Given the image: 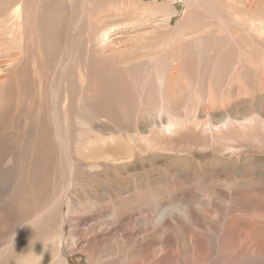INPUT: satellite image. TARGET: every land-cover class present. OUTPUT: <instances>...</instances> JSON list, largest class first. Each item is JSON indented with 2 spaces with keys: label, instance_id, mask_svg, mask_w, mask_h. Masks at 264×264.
Returning a JSON list of instances; mask_svg holds the SVG:
<instances>
[{
  "label": "rangeland",
  "instance_id": "rangeland-1",
  "mask_svg": "<svg viewBox=\"0 0 264 264\" xmlns=\"http://www.w3.org/2000/svg\"><path fill=\"white\" fill-rule=\"evenodd\" d=\"M13 1L0 0V8L7 3L13 6ZM20 1L22 11H28H24L20 26L21 23L24 25L25 32L29 29L30 43L36 58H39L38 47H42L43 43L49 44L51 58L43 67H48V73L53 74L56 59L66 43L65 30L68 23L79 18L83 0ZM148 1L154 2V5L147 3ZM199 2L203 9L188 15L192 8L187 0H145L139 3L136 0H96L94 5L92 4V10L88 8V13L81 22L82 29L77 37L75 53L79 59L76 65L77 80L81 79L83 83L77 86L79 89L84 86L85 90L90 92V101L102 110L87 123L90 140L94 143L91 146L95 147L92 151L95 155L108 152L102 158H92L93 163L89 167L76 166L79 171L75 174L73 182L77 186V197L74 198L76 207L71 211V217L67 218V237L70 240L80 235L93 237V250H105L110 259H116L115 264H127L128 261L142 263L138 245L133 240L112 237L114 227L120 223L127 229L134 228L145 245H152L147 254H144L145 260L147 257L153 258L154 254L158 255L163 242L164 248H175L177 244L184 247L186 252L181 255L178 250L177 256H182L187 264H205L207 261L215 264L220 253L229 255V259H238L241 264H264L262 256V259L250 257L256 248L264 249V33L261 29H264V0ZM154 6L156 13L145 11ZM122 7L126 10V15L120 13L119 9ZM164 11L168 13L165 14ZM141 12L143 16L140 15ZM45 17L52 20V25L45 21ZM163 17L169 20L167 25L173 26L171 31L166 32L165 37V27L161 20ZM32 19L35 21L33 25ZM103 21L112 23L106 27H111L112 32H117L119 39L129 30L126 26H142L146 27L147 31V25L153 24L156 28L148 31L146 35L143 34L145 31H138L142 35L136 41L137 49L130 53L132 56L98 55L94 52L91 40L92 29L106 28H100ZM18 22L19 20L16 23ZM191 22L197 23L189 25ZM223 22L225 27L221 28ZM200 24H207L206 27L214 29L215 33L219 30L225 32V36L219 43L210 41L195 31L198 29L194 27L200 28L197 26ZM11 29L16 33L17 30L12 26L10 31ZM36 29H40V37ZM180 34H188L191 40L185 44L180 42ZM53 40H56L54 44ZM222 41H225L223 47L220 46ZM166 45L169 49L167 52ZM200 51L203 52L202 56L197 55ZM179 52L183 53L179 57L184 62L181 70L175 68ZM154 53L159 61L160 68L157 71L150 66V55ZM216 56L221 57L218 62L225 57L229 63L237 62L241 56L245 63L239 68L240 72L236 73L231 69L217 68ZM246 56H250L256 63H252ZM85 61L88 66L82 67ZM157 77L163 82H159ZM40 83L38 80L39 85ZM29 88L30 98V85ZM82 90L77 94L78 101ZM162 91L168 107L165 113L160 105L163 99ZM34 100L37 101V96ZM35 107L36 102L31 108L28 100V104L20 112L14 107L5 111V117L2 118V130H7H4V133H19L16 136L22 142V147L36 149H28L26 154H23L21 149H14L16 146L13 138L9 139L12 149H0V155L3 157L2 168L0 166V198L2 194L14 191L13 187L17 186L16 175H20L22 167L20 165L34 164L33 166L43 173H36L35 176L32 174L28 179L26 197H21L24 194L21 190L16 191L7 210H2L3 206L1 207V247L13 238L24 222L23 219L29 220L42 204L50 199L51 193L53 195L56 189V185H53L56 180L61 176L65 179L67 176V169L64 170L66 160H69L67 156L60 149H49L45 144L42 128L33 126ZM109 108L111 109L108 112ZM23 122L32 123V126L22 134L19 124ZM42 122L46 123L44 120ZM118 124L122 125L121 130ZM167 127H170L169 131L166 130ZM110 135L117 139H114L113 143L102 142ZM145 137L150 142L149 145ZM129 138L139 145L140 156L126 158L116 152L117 140L123 144ZM27 140L31 141L28 145ZM90 147L82 146L81 149ZM85 151L86 155L91 156L89 151ZM20 153L30 157L26 156L28 162H22ZM7 163L11 172L3 170L6 167L3 165ZM108 168L112 169L114 174H108ZM118 172H123L122 177ZM37 181L34 191L37 193L43 190L42 201L39 200L43 203L38 201L35 205L36 199L32 200V189ZM105 186L110 189L107 191L102 188ZM131 195L135 198L129 197ZM20 197L24 198L23 203L26 202L27 205L24 204L22 210L17 212L14 202L19 206ZM91 197L96 203L90 200ZM65 200L66 194L61 193L59 214H62L65 208ZM117 202H120L121 208ZM176 204L181 207H176ZM163 208H166V214L159 218ZM186 217H189V220H183ZM155 219L164 226V231L158 230L160 225H157L158 229H152ZM133 222L136 225H132ZM171 222L176 225L170 230L167 225ZM46 224L48 228H45L44 236L38 234L33 247L40 248L42 244L50 243V236L58 230L60 222L52 218ZM222 228L230 229L228 234L231 237L225 238L221 247L216 245L210 250L212 236L209 235L214 233L224 238L225 234L220 232ZM245 234L250 235L249 242H243ZM190 236L200 237L195 243L197 252L191 250L190 240L187 239ZM206 239L210 242L205 241ZM156 241L160 243L154 245ZM203 242L206 245L209 243L206 250H203L205 254L200 249ZM57 247L58 244L53 243L48 261H53ZM24 253L29 254L30 249L18 252L15 258H8L6 264H24L29 259V255H23ZM257 253L264 255V250ZM193 258L198 260L194 261ZM103 259L105 260V257ZM95 261V258L92 260L80 253L70 256L68 264H105L103 261ZM168 262L174 264L173 259L164 260L162 264Z\"/></svg>",
  "mask_w": 264,
  "mask_h": 264
},
{
  "label": "bare ground",
  "instance_id": "bare-ground-1",
  "mask_svg": "<svg viewBox=\"0 0 264 264\" xmlns=\"http://www.w3.org/2000/svg\"><path fill=\"white\" fill-rule=\"evenodd\" d=\"M19 1L20 0H14L13 6H12V4L8 5V3H7L6 5L4 4L5 5L4 7L0 8V149L6 150V149H12L13 148V147L11 148L9 145L11 143V142L9 143L10 138H13L14 145L16 146V147H14V149H16V150L21 149L23 154L24 153L26 154L28 149H36L35 147H29V148L22 147V142L20 141L19 137L16 136V135H19V133H16V132L11 133L10 132V133L6 134L7 130L4 129V130H6L5 133H4V130H2V128L4 126V122H2V118L5 117L4 116L6 114L5 111H8L9 109H12V108L14 109V107H15V108H18L19 112H20V110L24 109L26 104H28V100H29L31 108H33L35 106V102H36V107H35L36 117H35V120H34L35 122L33 123V126L35 128H38V129L42 128V130L44 132L43 135H45V144L48 146L49 149H50V147H52L53 149H60L65 154V156H67V158L69 160H66V167L64 169V170L67 169V176L65 177V179H62L63 178L62 176L60 177V179H57L55 177L57 179L56 180L57 182H56V184H53V185L54 186L56 185V189L54 190L53 195L51 193L50 199H48V201H46L44 204H42L43 202H41L43 190L41 192H37V193H35V191H34L35 188L37 187L38 181L36 182V186H34L32 189V193H33L32 200L36 199L35 205L39 200H41L39 202H41L42 206L40 203H38V204H40L41 208L38 209L35 212V214L33 213L34 215H32V217L29 220L23 219L24 222L18 228V230L14 234L13 238L9 242H7L4 247L1 244L2 247L0 246L1 247L0 248V264H6L8 261V258H10V257L15 258L17 256L18 252L20 253V251L22 252L23 250L26 251V249H28V248L30 249V253L29 254L24 253L23 255H25V254L29 255V257H28L29 259H27L28 261L24 262V264H68L70 256L80 254V253L87 255L92 260H94V258H95V260L97 262L103 261V262H105V264H115L116 259L114 257L112 259H110L109 258L110 255H108L105 250H99V249L93 250V248H92L93 237L88 238L84 235H80V236H74L71 240L67 237V234H68L67 218L71 217L70 213L73 210V208L76 207L75 203H74V198L77 197V193H76L77 192V186L75 185V183L73 184L74 179H75V174L77 172H79L76 170V166H81V165L83 166L84 165L86 167H89V165L91 163H93L92 158H102L108 152V151H105L106 153H104L102 155H100V154L95 155L94 151H92L93 149H95V147L91 146L94 143H93V141L90 140L89 128H88L87 123L91 117H97L96 115L99 114V111L102 112V110L100 108H98L97 105H95L92 101H90V98H89L90 92L88 90H85L86 88L84 86L81 87V89H79V86H77V84H81L83 82L80 81L81 79L77 80V74H76V68H77L76 65H77L78 54L75 53V49H76L77 37L79 36L80 31L82 29L81 28L82 27L81 22H82L84 16L87 15L88 8L90 7L92 10L93 5H94L93 2L95 3L96 0H83V4L80 7L81 8V10H80L81 14H80L79 18L77 17L78 19L68 23V28H66V30H65L66 43L64 44L63 49H61V53L58 55V58L56 59V66L54 67L55 70H54L53 74L48 73V71H47L48 67H46V68L43 67L45 65V63H47V61L48 62L50 61L49 58H51V56L49 57V55H50L49 54V49H50L49 44L46 45L43 43L42 47L41 46L38 47L39 58H36V56L34 55V53L32 51V46L30 43V37L28 34L29 29H27V31L25 32L26 28L24 27V25H22V23H21V26H20V21L23 19L25 9H23V11H22V9H21L22 1H20V2ZM41 1H43V0H41ZM136 1H137V3L145 2V0H142V1L136 0ZM154 1H158V0H154ZM147 3H151L152 5H154V2H151V1H148ZM187 3L192 8L191 11H189L187 13L188 15H191L195 12H198V10L203 9L199 0H198V2H197V0H187ZM140 4H144V3H140ZM49 5H50V3H49ZM132 7H134V6L132 5ZM48 8H50V7H48ZM30 10H31V8H30ZM94 10H95V8H94ZM119 10H120V13L122 15H126V10L124 9V7H122ZM145 11L150 12V14L156 13V6L151 7L150 9H146ZM25 12H28V11L26 10ZM164 13L167 14L168 12L164 11ZM140 15L143 16V12H141ZM48 16L49 15H47V17ZM52 16H53V12H52ZM96 16H98V15H96ZM206 16H209V15L206 14ZM3 17H5V18H3ZM47 17H45V21H47L49 24L52 25V23H51L52 20L47 18ZM33 18H35V16H33ZM11 20H12V22H10ZM18 20H19V22L16 23ZM96 20H97V22L95 20L94 21L97 23V26H98L99 25L98 24V18H96ZM161 20L164 23V27H165V30H164L165 34L163 35V37H165L166 32L171 31L173 29V26H169V24L168 25L166 24V22L169 21L168 19H164V17H163ZM34 22L35 21L33 20V22L31 24L33 25ZM229 22H231V21H229ZM195 23H197V22H191L189 25H192ZM17 24H19V26H17ZM101 24L102 25H100V28H101V26H104V27L109 26L112 23L103 21ZM234 24H235V21H234ZM11 26L14 28V30L15 29L17 30L16 33L12 29L10 31ZM88 26H91V25H88ZM197 26H199L200 28L194 27V28L198 29L195 31L199 35L207 37L210 41L215 40L217 43H219L221 41V39L225 36V32H222L219 30L218 33H215L214 29L207 28L206 27L207 24H204V25L200 24ZM147 27H148V29H147V31H145L146 27L145 28L142 26L137 27L134 25L133 26H126V29H129V30L126 31V33L123 35V37H121V39H119L117 37V32H112L111 27H106V28L97 29V30L95 29V27H93V29H92V35L93 36H92L91 40L93 42V47L95 49L94 52H97L98 55L100 53L103 55H119V56L128 55V56H132L130 53L134 52L137 49L136 41L142 35V33L138 32V31L139 30H142L143 32L145 31L143 34L146 35V34H148V31L154 30L156 28V26L153 24H149V25H147ZM224 27H225V25L223 22L221 28H224ZM166 28H167V30H166ZM261 29H262V32L264 33V29L263 28H261ZM39 30L40 29H36L38 36H39ZM185 35H187V37H185ZM89 38H90V36H89ZM15 40H17V41H15ZM178 40H180V42L185 44L186 42H189L191 40V38L188 34H180L178 36ZM202 40H204V39H202ZM55 41L56 40H53L52 44H54ZM224 43H225V41H222L221 42L222 45H220V46L223 47ZM226 46H227V44H226ZM42 49H43V52H42ZM167 51H169V49H168V46L166 45L165 52H167ZM182 54L183 53L179 52L178 58L176 57L178 62L175 63L177 65V67H175V68L177 70H181L184 66V64H183L184 62H182V60L179 58V57H181ZM197 55L202 56L203 52L200 51ZM237 55H239V54H237ZM155 56H156L155 53L150 55V66H151V68H154L155 71H157L160 67H158V65H159L158 57H155ZM241 56H240L239 60L237 62H234V63H229V60H226L225 57H222V60H220L221 62H218V60H219L218 58H221V57L216 56L215 58L217 60L215 61V63L217 64V68L231 69L232 71L238 73V72H240L239 68L242 66L243 63H245L243 57H241ZM246 57H248V59L251 60L250 56H246ZM31 58H33L32 61H31ZM107 58L109 59V57H107ZM251 62L254 64L256 63L255 60H251ZM169 63H170V61H169ZM201 63H204V62L201 61ZM262 64L264 65V61ZM249 65H251V63ZM83 66L84 67L88 66L86 61L84 62L82 67ZM162 68H164V67H162ZM32 71H33V73H31ZM38 80H40V82H41L40 85L38 84ZM157 80H158V77H157ZM158 81L163 82L162 79H159ZM164 81H165V79H164ZM29 85L31 86L30 98H29V92H30ZM82 88H83V90H82ZM81 90H82V93H81L80 99L78 101L77 94L80 93ZM162 94H163V99H162L160 105H162V108H164V109H162L163 110L162 112L165 113L166 111H168V107H167V104L165 102L166 97L164 96V91H162ZM159 95H160V93H159ZM35 96H37V101L34 100ZM110 109L111 108H109L108 112L110 111ZM42 120H44L47 124L43 123ZM9 121H11V120H9ZM118 125H119V129L121 130L122 125L121 124H118ZM31 126H32V123H29V122H23V123L19 124V127L22 130V134L24 132H26ZM129 126H130V124H129ZM214 128H216V127H214ZM16 130H18V129H16ZM166 130L169 131L170 127H167ZM125 137L126 138L128 137V133L125 134ZM114 139H117V138L115 136L113 137L112 135H110L107 139L104 138V140L102 142L113 143ZM16 140H18V142H20V144H17ZM145 141L148 145L150 144L147 137H145ZM30 142H31L30 140H27V145ZM206 142H208V141H206ZM82 146H84V147H90L91 146V147L89 149H81ZM116 147H117L116 152H118L119 154L125 155L126 158H132V157H136V155H139V156L141 155V149H139V145L136 144L135 140L130 139V138H129V140L124 141L123 144L117 140ZM85 150L89 151L91 153V156L86 155ZM35 151H32V152H35ZM39 151L40 150H38V152ZM76 152H77V155H76ZM16 153H18V152H16ZM21 154L22 153H20V155ZM36 154H38V153H36ZM26 156L24 155L21 157V159L23 160L22 162H28L27 158L29 156H27V158H26ZM125 156H124V158H125ZM15 159L16 158H14V160ZM2 161H3V157H1V155H0V166H1V168H2ZM85 161H87V162L84 163ZM17 162H19V161H17ZM8 164L9 163L3 165V167L6 166L3 168L4 172H11V167ZM26 164L20 165V166H22L21 170L19 171L20 175H18V174L16 175V173H15L16 179H17V181H16L17 186L13 187L14 191L6 192L5 195L2 194V197L0 198V209H2L1 207L3 206L2 210H5V211L7 210V207L10 206L8 204H10L9 202L12 200V198H14L13 196L15 195L16 191L21 190L24 193L21 195V197H23V195H24V197H26L25 194L27 192V188L29 187L28 179H30L32 174L35 176L36 173L38 175L43 173L39 168H37L36 166H33L34 164L30 165L28 163L29 166H27ZM14 167H15V165H14ZM15 168H17V167H15ZM13 172H14V170H13ZM106 172L108 174H114V171L110 168L106 169ZM122 173L123 172H118V175L120 177H122ZM39 179H40V177H39ZM41 179H43V178H41ZM35 180H37V179L35 178ZM43 180H45V178ZM9 182H11V181H9ZM53 182H55V181L53 180ZM50 183L52 184V182H50ZM51 184H50V187H51ZM0 185H2V184H0ZM38 186H39V184H38ZM81 186H83V185H81ZM48 188H49V186H48ZM102 188L106 189L107 191L110 189V187H108V186H105ZM40 190H41V188H40ZM50 190H52V189H50ZM21 191L19 193H21ZM49 193H50V191H49ZM61 193L66 194V200H65L66 205H65V208H64L62 214H59L58 206H59V203L61 200ZM16 194H17L16 196L19 197L18 193H16ZM87 196L90 197V195H87ZM21 197L18 198L19 202L21 203L19 206H16V204L14 202L15 209L17 212H19L21 207L24 206V204H26V202L23 203L24 198L21 199ZM44 197H46V196H44ZM129 197L135 198L133 195H131ZM202 199L204 200V197H202ZM90 200L93 203H96L95 199H92V197L90 198ZM4 202H5V205H4ZM119 203L120 202H117L116 204L120 205ZM201 203L203 204V201H201ZM17 204H19V203H17ZM11 205H12V203H11ZM35 205L33 204V206H35ZM176 205L175 206L178 208L181 207L180 204H176ZM120 208H121V205H120ZM31 209H28V210H31ZM195 211H197V210H195ZM23 214H25V213H23ZM164 214H166V208H163L161 210V213L159 214L158 217L161 218L164 216ZM52 218H54V220H59L60 225H59L58 230L50 236V243H47V244L44 243V244H42V246L40 248L33 247V245L36 242L37 235L39 234L38 236H40V234L42 235L44 233L45 228H48V224H46V223L47 222L49 223ZM185 219L189 220V217H186L183 220H185ZM137 222H138V220H136V223ZM136 223L133 222L131 224L136 225ZM212 223L214 226V222H212ZM212 223H210V224L212 225ZM7 224H9V222H7ZM157 225H160V229H158ZM173 225H176V224L171 222L167 225V228L171 230ZM7 228H9V227H7ZM152 229H158L159 231L160 230L164 231V226L158 222V219H155L154 224L152 226ZM13 230H14V228H13ZM229 230L230 229L226 230V228L221 229L220 232L222 234H225L224 238H222V236H220V235H215L214 233L213 234L211 233L209 235V236H212V237H210V239H212V243L209 245L210 250L213 247H215L216 245L221 247V244H223L225 238L229 239L231 237V235L228 234ZM4 232H5V230H4ZM112 234H113L112 237H121L125 240H133L138 245V253L140 255V261L143 264H162L164 262V260L171 261L172 259H173L174 264L175 263L187 264L186 261L183 260L182 256H177L178 250H179L180 254L184 251L186 252L184 247L178 246L180 244L176 245V247H175L176 249L173 247L164 248V246H163L164 243L162 242L160 253L158 255L154 254L153 258L147 257V260H145L144 254H147L148 248L151 247L152 245H145L142 241H140L139 237L135 233L134 228L127 229L124 224L120 223L118 226L114 227ZM43 236H44V234H43ZM243 237H244V238H242L243 242H249V240H251V237L248 234H245ZM187 239L190 240L191 250L197 252V246L195 243L197 240L200 239V237L190 236ZM42 241H44V240H42ZM205 241H209V239L208 240L206 239ZM53 243L58 244L57 251H54L53 261H48L47 259L51 256L50 253L52 252ZM159 243L160 242L156 241L154 245L159 244ZM171 245H173V243H171ZM207 245L205 244V242H203V244L200 248L202 250L203 254H205V252L203 250H206ZM200 249H198V250H200ZM261 250H264V249L256 248L252 252L250 257L251 258H257V259L263 258V262H264V255H259L257 253L258 251H261ZM113 252H115V251H113ZM95 255H97V256L94 257ZM151 256H152V254H151ZM261 256H262V258H261ZM104 257H105V260L103 259ZM20 258H21V256H20ZM24 258H26V257H24ZM193 260L197 261L198 258H193ZM216 260L217 261L215 262V264H220V263H223V264H241L238 259L237 260L236 259H229V255H224L221 253L216 257ZM243 263H244V261H243ZM127 264H135V262L134 261H128ZM167 264H169V262ZM205 264H212V263L207 261Z\"/></svg>",
  "mask_w": 264,
  "mask_h": 264
}]
</instances>
